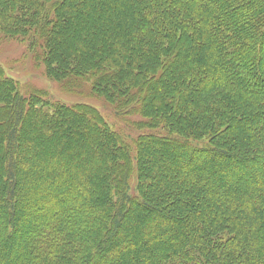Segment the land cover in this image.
<instances>
[{"label":"trees","instance_id":"1","mask_svg":"<svg viewBox=\"0 0 264 264\" xmlns=\"http://www.w3.org/2000/svg\"><path fill=\"white\" fill-rule=\"evenodd\" d=\"M0 38L167 132L136 142L132 197L94 108L0 68V264H264V0H0Z\"/></svg>","mask_w":264,"mask_h":264},{"label":"rangeland","instance_id":"2","mask_svg":"<svg viewBox=\"0 0 264 264\" xmlns=\"http://www.w3.org/2000/svg\"><path fill=\"white\" fill-rule=\"evenodd\" d=\"M64 41L68 45L69 41H66L65 38ZM0 68L7 78L14 80L19 93L24 95V97L37 94L46 103L63 104L66 106L86 105L94 108L100 114L103 121L108 124L111 132L120 135L130 146L129 154L133 164L132 173L127 182V193L132 197L137 196L139 181L136 142L141 136L156 135L166 137L167 132L165 130L144 127L142 124L146 123L147 120L142 115L133 116L120 112L118 108L109 104L104 97L94 92V79L85 81L71 80L73 78L71 77L65 81H55L48 77L44 65L37 61L34 53L30 50L28 41L0 38ZM31 138L40 141L39 137L32 136ZM180 139L181 141H185L182 138ZM203 142L198 145H202ZM194 144H197V142H194ZM238 152L240 153L239 150L234 151V153ZM91 162H94L92 163L94 165L97 164V161ZM238 168L241 176L245 178L247 176L244 175L247 174L245 170L249 169L244 168L242 165ZM244 187H246V182L238 185V189H243ZM14 253L16 254V250Z\"/></svg>","mask_w":264,"mask_h":264}]
</instances>
